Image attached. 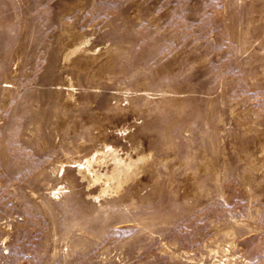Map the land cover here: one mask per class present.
Segmentation results:
<instances>
[{
  "label": "rangeland",
  "instance_id": "rangeland-1",
  "mask_svg": "<svg viewBox=\"0 0 264 264\" xmlns=\"http://www.w3.org/2000/svg\"><path fill=\"white\" fill-rule=\"evenodd\" d=\"M0 264H264V0H0Z\"/></svg>",
  "mask_w": 264,
  "mask_h": 264
},
{
  "label": "bare ground",
  "instance_id": "bare-ground-1",
  "mask_svg": "<svg viewBox=\"0 0 264 264\" xmlns=\"http://www.w3.org/2000/svg\"><path fill=\"white\" fill-rule=\"evenodd\" d=\"M113 159H114L113 169H112L111 173L109 174V176H106V177H108L107 179H111L114 181L115 186H113V188L116 187V188L120 189L122 181L125 180L129 176L131 167L136 163L137 160L142 159V157H139L137 160H134V161H132V160L128 161L126 163L123 162L122 160H120L119 158H117V156H115V155H113ZM93 160H94V157L87 159L84 163H81L79 165V171L82 173V175L84 177H87L89 179V181L93 177L90 174V166H91ZM94 178L95 179L99 178L97 173H95ZM108 186H109V184H108V182H106V185L104 186L103 190L106 191Z\"/></svg>",
  "mask_w": 264,
  "mask_h": 264
}]
</instances>
